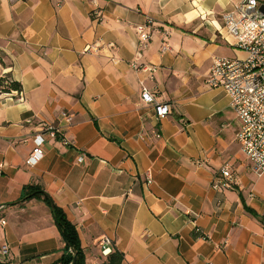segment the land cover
<instances>
[{
  "label": "crops",
  "instance_id": "0c3cea01",
  "mask_svg": "<svg viewBox=\"0 0 264 264\" xmlns=\"http://www.w3.org/2000/svg\"><path fill=\"white\" fill-rule=\"evenodd\" d=\"M240 1L0 0V78L22 96H0V264L62 256L51 209L25 200L29 186L74 225L85 264L116 251L121 264H264V177L239 150L229 99L204 85L214 57H241L221 22ZM131 63L158 70L151 79ZM156 105L170 113L157 119ZM225 163L237 185L216 191Z\"/></svg>",
  "mask_w": 264,
  "mask_h": 264
},
{
  "label": "built area",
  "instance_id": "2783aa9c",
  "mask_svg": "<svg viewBox=\"0 0 264 264\" xmlns=\"http://www.w3.org/2000/svg\"><path fill=\"white\" fill-rule=\"evenodd\" d=\"M94 17L97 19L99 14L94 13ZM221 22L232 46L244 56L233 59L214 57L204 85L208 89L222 90L229 99V106L239 122L236 134L239 150L247 159L250 172L255 177H264V4L258 0H241L221 16ZM136 32L140 43H147L149 35L144 28L137 27ZM130 67L135 71L148 73L151 79L158 70L155 66L136 63H131ZM5 85L7 81L0 87V96L10 102L21 100L20 91L4 92L2 89ZM141 98L144 102H153L152 96L145 90L142 91ZM155 113L157 119H162L170 110L167 105H156ZM61 117L66 123H70V115L62 114ZM44 131L56 138L63 130L51 125L45 127ZM154 134L159 137L158 133ZM42 142L41 139L32 150L26 165L32 166L42 157ZM146 176L149 182L150 175L147 173ZM232 184L237 185V178L231 166L225 163L216 172L211 187L216 191H223ZM110 244V240L106 238L98 241V246L105 255L109 252ZM6 253L3 248L2 257Z\"/></svg>",
  "mask_w": 264,
  "mask_h": 264
},
{
  "label": "trees",
  "instance_id": "16d2710c",
  "mask_svg": "<svg viewBox=\"0 0 264 264\" xmlns=\"http://www.w3.org/2000/svg\"><path fill=\"white\" fill-rule=\"evenodd\" d=\"M5 81H7V85L2 89L4 92L15 90L20 91V85L14 82L8 75L0 78V87ZM25 196H27L25 200L30 198L42 199L49 208L50 203H53L50 197L43 192L41 187L38 186L27 187ZM51 213L59 234L65 244L62 256L57 264H85L84 252L81 248L79 237L74 225L69 222L63 211L55 204H53V210H51ZM249 213L256 217L253 212L250 211ZM122 258V254L116 251L109 256L107 262L104 264H121Z\"/></svg>",
  "mask_w": 264,
  "mask_h": 264
},
{
  "label": "water",
  "instance_id": "95a60500",
  "mask_svg": "<svg viewBox=\"0 0 264 264\" xmlns=\"http://www.w3.org/2000/svg\"><path fill=\"white\" fill-rule=\"evenodd\" d=\"M50 209L53 210V203H50Z\"/></svg>",
  "mask_w": 264,
  "mask_h": 264
},
{
  "label": "rangeland",
  "instance_id": "374dc122",
  "mask_svg": "<svg viewBox=\"0 0 264 264\" xmlns=\"http://www.w3.org/2000/svg\"><path fill=\"white\" fill-rule=\"evenodd\" d=\"M237 55H238V56H244V55H243L242 53H240V52H239V53H237Z\"/></svg>",
  "mask_w": 264,
  "mask_h": 264
}]
</instances>
